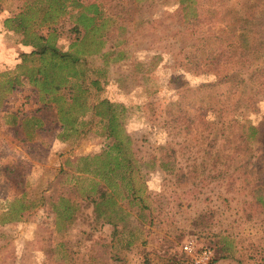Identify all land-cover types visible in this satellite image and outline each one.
<instances>
[{
	"label": "rangeland",
	"instance_id": "374dc122",
	"mask_svg": "<svg viewBox=\"0 0 264 264\" xmlns=\"http://www.w3.org/2000/svg\"><path fill=\"white\" fill-rule=\"evenodd\" d=\"M1 1L8 9L7 42L19 41L26 52L33 49L24 43L32 32L67 29L78 23L81 10L71 0L55 5V12L47 8L49 0ZM197 1L202 15L215 2ZM246 1L224 0L217 14L228 18ZM91 2L101 14L80 35L83 60L77 65L84 76L65 82L77 103L64 89L41 99L43 93L25 77L30 63L18 66L21 59H12L0 68V264H264V209L249 202V188L240 186L244 174L220 162L216 168H223V177H216L211 155L203 152L206 140L198 139L199 130L186 133L181 123L182 98L214 102L227 92L225 83L201 85L213 74L193 70L188 61L202 43L212 45L213 22L190 34L181 20V0L82 4ZM92 10L86 14L93 15ZM19 11L25 32L5 26ZM225 22L215 30L227 32L230 23ZM55 41L67 50L71 37L58 35ZM93 79L97 84L90 83ZM102 99L118 106L123 132L130 137L124 152L132 160L131 188L119 171L110 178L114 186L107 189L116 200L108 213L112 221L97 216L83 193L94 181L103 183L95 171L110 139L105 116L94 108ZM227 100L223 120L234 116L264 124L263 85L244 91L237 109ZM215 108L205 111V119L214 123L205 132L219 130ZM75 116L74 123L66 122ZM95 154L102 155L92 158ZM132 188L135 198L128 195ZM61 195L73 207L71 219L51 211ZM223 236L232 249L225 257L219 250Z\"/></svg>",
	"mask_w": 264,
	"mask_h": 264
},
{
	"label": "trees",
	"instance_id": "16d2710c",
	"mask_svg": "<svg viewBox=\"0 0 264 264\" xmlns=\"http://www.w3.org/2000/svg\"><path fill=\"white\" fill-rule=\"evenodd\" d=\"M65 1L49 0L47 8H51L55 12L57 9L54 6L64 4ZM223 1L215 0L212 3V9L208 10V14L202 15L197 0H181V20L190 34L207 30L211 26V21L213 22L212 30L208 31L214 34L212 45L204 48V43H202L192 52L188 60L190 67L194 65L193 70L195 71H209L213 74L214 78L211 82L201 85L227 84L226 94L218 97L214 102L210 99L194 101L191 98L186 100L182 98L181 123H184L186 133L190 130H199L197 137L206 140L203 152L205 155H211L213 168H216L218 163L224 162L226 168L232 165V170L244 174L242 178L244 182L240 183L241 188L248 187L249 202L257 208L264 209V178L260 177L264 174V150L262 149L264 124L253 125L234 116L227 121L222 119L226 110L227 98L232 99V105L237 109L241 105L244 91L253 88V86H264V0H247L241 6L234 5L235 7L228 18L226 15L228 13L223 12L219 16L217 14L218 9H223ZM82 2L84 0H71L70 2L81 8L76 18L78 23L67 29L59 30L56 26H50L47 34L34 31L31 41H24L25 44L30 43L33 49L20 53L21 60L18 66L30 63L25 77L38 88L39 93H43V96H40L41 99H50L51 93L64 89L72 104L77 103L78 96L73 94L72 88H68L65 82L69 81L68 77L83 79L85 71L83 68H78L77 65L83 60L79 56L81 50L78 48V44L80 45L84 37H80V35L91 30L90 27L94 24L92 23L93 18L101 14L95 3L91 2L85 6ZM3 7L4 3L0 0V12ZM92 7V11L95 13L93 15L86 14ZM216 17L217 21L214 20ZM225 17L226 21L228 19L227 22L230 23L227 32L216 31V25L222 21L225 22ZM205 19H208L205 24L206 28L203 30L201 27V30H198ZM23 20V12L19 11L13 17L5 20V26L15 31L25 32L27 28L23 24ZM63 34L71 37L67 50H64L55 41L58 35ZM190 67L189 69H191ZM7 83L10 86L13 80L9 79ZM90 83L97 84V79L90 80ZM249 101H251V97L247 98V102ZM94 108H97V113L106 118V135L110 139V143L103 153L105 156L99 160L101 162L99 170L95 171L103 183L94 181L89 188L83 190V193L85 198L93 204L97 216L104 215L105 219L112 221L108 213L115 210L116 200L114 194L107 188L114 186L112 185L113 181L110 182L111 175L113 176L119 171L123 181L129 175L128 171L131 170L132 160L125 154L124 146L130 142V137L123 132V126L117 116L118 106L115 103L102 99ZM214 108L218 112L219 130L216 133L211 130L205 132L209 126L214 125L205 119V111ZM84 111L85 108L81 110V114ZM71 119L66 122L74 123L76 116ZM62 127L64 128V126ZM112 150L114 151L113 155ZM101 155L95 154L91 157L97 159ZM79 169L80 171L87 170L85 167ZM222 169L216 170V177H223ZM128 179L125 181L127 184L130 182ZM128 185L129 188L133 186L132 182ZM128 195L136 197L134 188ZM51 207L52 213H57L63 219H71L73 216V207L62 195L59 196L57 202L51 204ZM219 242L220 256H228L232 251L229 241L223 236Z\"/></svg>",
	"mask_w": 264,
	"mask_h": 264
},
{
	"label": "crops",
	"instance_id": "0c3cea01",
	"mask_svg": "<svg viewBox=\"0 0 264 264\" xmlns=\"http://www.w3.org/2000/svg\"><path fill=\"white\" fill-rule=\"evenodd\" d=\"M7 6L4 5L3 9L0 12V68L4 66L5 63H9V61H14V63H18L20 60V53L26 52L25 47L19 41H15L14 43L7 42L8 34L10 30L3 28V20L6 15L5 11H7ZM22 47V48H21Z\"/></svg>",
	"mask_w": 264,
	"mask_h": 264
},
{
	"label": "built area",
	"instance_id": "2783aa9c",
	"mask_svg": "<svg viewBox=\"0 0 264 264\" xmlns=\"http://www.w3.org/2000/svg\"><path fill=\"white\" fill-rule=\"evenodd\" d=\"M184 249L188 250L189 246L187 244L184 245Z\"/></svg>",
	"mask_w": 264,
	"mask_h": 264
}]
</instances>
